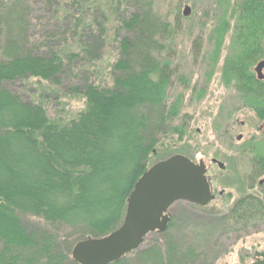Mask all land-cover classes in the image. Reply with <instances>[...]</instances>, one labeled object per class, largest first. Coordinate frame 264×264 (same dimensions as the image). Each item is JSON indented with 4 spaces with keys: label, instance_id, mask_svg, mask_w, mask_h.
I'll return each mask as SVG.
<instances>
[{
    "label": "trees",
    "instance_id": "trees-1",
    "mask_svg": "<svg viewBox=\"0 0 264 264\" xmlns=\"http://www.w3.org/2000/svg\"><path fill=\"white\" fill-rule=\"evenodd\" d=\"M97 1L0 0V264H77L75 245L117 230L135 184L154 164L173 156L169 150L175 146L167 141L185 137V127L177 124L183 98H169L175 71L166 56L175 52L180 20L186 18L180 5L172 23L154 0H109V12ZM218 3L217 23L211 26L216 49L208 68L217 66L223 38L232 30L223 84L239 95L242 108L255 110L264 121L261 91L249 89L264 56L249 41L250 34L264 31V0ZM111 16L117 21L118 54L109 78L102 80L93 67L104 57ZM193 48L202 54L201 42ZM71 79L70 90L85 108L69 121L52 118L50 99ZM180 81L190 88L189 80L181 76ZM21 83L39 95L29 97ZM204 95L199 93V100ZM252 141L257 168L264 164V139ZM189 206L192 219L209 220L208 208ZM221 215L216 220L224 229L247 235L264 222V197L242 196ZM27 217L56 231L29 225ZM175 227L173 217L166 233H151L143 247L112 264H181L182 255L189 264H215L193 244L175 240ZM58 229L71 231L76 244L69 248ZM149 236L155 242L148 243Z\"/></svg>",
    "mask_w": 264,
    "mask_h": 264
},
{
    "label": "rangeland",
    "instance_id": "rangeland-1",
    "mask_svg": "<svg viewBox=\"0 0 264 264\" xmlns=\"http://www.w3.org/2000/svg\"><path fill=\"white\" fill-rule=\"evenodd\" d=\"M154 1L159 13L172 23H175V9L178 5H180L181 14L184 13L186 6L191 9L189 16L180 20L182 27L178 30V35L175 38V52L166 54L168 58L171 57L172 68L175 71L168 92L169 98L173 99L182 95V119L177 124L185 127V137L182 142L178 141V136L167 141L169 146H175L169 152L173 156L181 155L178 154V149L181 148L185 151L182 156L193 162L202 159L210 166L211 159L216 158L227 166V171H221L218 167L212 166L211 176H215L214 187L218 192L225 190L226 194L205 207L208 209L204 213H207L209 220L192 219L188 211L189 204L177 203L170 210L171 219L173 217L176 219V227L171 231L172 237L181 243L185 240L188 245L193 244V250L203 252L208 258L207 262L242 264L243 261L244 264H251L255 261L257 253L264 252V222L256 223L255 227L253 226L249 230V234L245 235L231 233V230L224 229L220 224L221 222L216 220L222 217V213L228 212L231 206L241 198L240 196L247 192L245 186L249 178L254 179L250 159H246L238 152L242 150L244 141L237 142V137L242 135L245 139H264L258 131L259 123L254 114L245 111L244 108L242 109L237 93L227 89L221 82V69L227 51L221 52L217 66L213 71L208 68V62H210L215 51V43L211 39L213 31L211 26L217 23V14L220 8L219 0ZM233 1L235 0H232V3ZM96 4L104 11H110L109 0H98ZM41 15L38 13L37 18ZM110 18L109 36L107 34L104 57L93 67L101 73L100 78L102 80L109 78V66L115 62L118 54L117 40L119 37L115 28L113 29L114 22L117 21L116 17L111 16ZM231 24L233 25L234 22ZM195 41L203 44L201 55L194 53L193 44ZM223 45H228V38ZM210 71L212 78L208 81ZM181 76L190 81V88L185 86V81V84L180 81ZM35 83L34 80L30 82V84ZM72 83V79L66 81L65 86L58 88L60 91L58 96L54 97L53 101L50 99L49 115L52 118L61 117L64 121H69L84 110L85 101L70 90ZM21 84L23 86L21 90L29 97L32 96L33 98L39 95L35 87L32 89L27 87L29 85L27 83ZM202 91L205 95L199 100L198 96ZM242 123H245L244 127L241 126ZM160 149L163 150V148ZM157 158L159 157H153L152 162H156ZM227 193H232L231 197H228ZM192 212L198 216L202 213L197 209L192 210ZM26 220L30 223L29 225H40V221L33 217H27ZM40 226L48 231H56L46 224ZM57 232L66 236L63 241H67L69 248L76 244V237H71V231L58 229ZM155 240L156 238L149 236L148 243L155 242ZM181 264H189L186 256L182 255Z\"/></svg>",
    "mask_w": 264,
    "mask_h": 264
},
{
    "label": "water",
    "instance_id": "water-1",
    "mask_svg": "<svg viewBox=\"0 0 264 264\" xmlns=\"http://www.w3.org/2000/svg\"><path fill=\"white\" fill-rule=\"evenodd\" d=\"M186 6L184 16L190 14ZM264 62L256 72L264 79ZM243 136L240 135L239 139ZM202 160L193 162L174 155L154 164L135 184L122 225L103 238L78 242L72 251L77 264H112L139 250L151 233H165L171 222V208L180 202L207 207L215 201ZM251 264H264V252L257 253Z\"/></svg>",
    "mask_w": 264,
    "mask_h": 264
},
{
    "label": "flooded vegetation",
    "instance_id": "flooded-vegetation-1",
    "mask_svg": "<svg viewBox=\"0 0 264 264\" xmlns=\"http://www.w3.org/2000/svg\"><path fill=\"white\" fill-rule=\"evenodd\" d=\"M213 34H215L214 31H212V35ZM232 34H233V31L231 30V31L228 32V34H226L224 36L223 44L226 43V40L228 38V45L227 46L223 45V47L221 49L222 52H223V50H226L228 52V48L231 46V44L233 42ZM250 37H253V38H251L249 40L250 43L254 44L256 46V49L264 54V31L254 32V33L250 34ZM212 40H213V43H215V47H214V50H215L216 49L217 39L215 37ZM212 40H210V41H212ZM249 41L246 38V44ZM262 62H264V56L260 57V59L258 60V62L256 63V65L254 67V75H255V78H256V82H255L256 85H255V87H250L249 89L250 90H259V91H261V93L259 95H257V97L264 101V79H260L258 74H257V72H256L257 66L260 63H262ZM263 74H264V68H263ZM221 82L223 84V80H221ZM229 89L233 90L235 92L234 89H231V88H229ZM237 97H238V100H239V95L238 94H237ZM244 110L254 114V116L256 117V120L259 123L258 131H259V133L262 134V138H264V121H260L257 118V113L255 112V110L249 109V108H244ZM241 126L244 127L245 123H242ZM252 140H253V138L245 139L244 136L241 139H239V137H237V142L244 141V145H243L242 150L238 151V152L242 156L246 157V159H248V158L250 159V165H252L251 166L252 167V175L254 177V179L253 178H249V180L247 181L246 186H245L247 188V192L244 193L243 196L264 197V164H262L261 166H257V168H256L254 166V164H253L252 158L249 157L250 155H252V151L256 147V143L254 141H252ZM200 161H202V159L198 160V162H196V161H194V162L199 163ZM210 162H211L210 166L206 164V166H207V178H208V180L210 182L211 192H212L213 195H215V197L217 199L218 197L225 196L226 191L223 190V191L218 192L217 189L214 187L213 182H214L215 176L214 177L211 176V172H212V169H213L212 166L218 167L219 170H221V171H227V166H226V164H224V162H222V161H220V160H218L216 158H212ZM256 182H258V184H256ZM256 189L258 190L257 192H256ZM227 195H229L228 197H231L232 193H227ZM240 197H242V196H240ZM255 257H256V255H255Z\"/></svg>",
    "mask_w": 264,
    "mask_h": 264
}]
</instances>
